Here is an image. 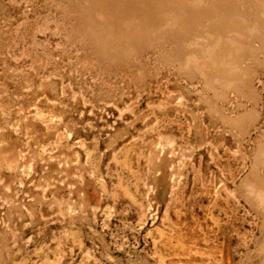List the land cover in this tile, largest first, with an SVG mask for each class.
I'll list each match as a JSON object with an SVG mask.
<instances>
[{"label": "rangeland", "instance_id": "obj_1", "mask_svg": "<svg viewBox=\"0 0 264 264\" xmlns=\"http://www.w3.org/2000/svg\"><path fill=\"white\" fill-rule=\"evenodd\" d=\"M261 142L264 0H0V264H264Z\"/></svg>", "mask_w": 264, "mask_h": 264}, {"label": "bare ground", "instance_id": "obj_2", "mask_svg": "<svg viewBox=\"0 0 264 264\" xmlns=\"http://www.w3.org/2000/svg\"><path fill=\"white\" fill-rule=\"evenodd\" d=\"M250 111L253 112V109H251ZM260 160H262V163H263L262 164V172L264 174V142H261L259 144V146H258V148L256 150V154L254 156V161L257 162V161H260ZM248 182H249L250 186L253 187L252 191H253L254 195L257 197L258 203L262 206L263 211H264V176L262 177L261 185H258L257 182H254V181H251V180H249ZM262 247H263V250H264V243H263Z\"/></svg>", "mask_w": 264, "mask_h": 264}]
</instances>
